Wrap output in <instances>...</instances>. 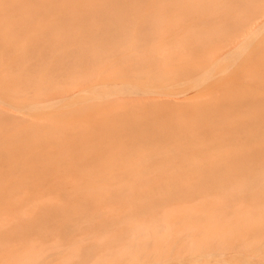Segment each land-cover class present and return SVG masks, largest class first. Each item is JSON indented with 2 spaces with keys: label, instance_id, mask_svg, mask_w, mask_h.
<instances>
[{
  "label": "bare ground",
  "instance_id": "6f19581e",
  "mask_svg": "<svg viewBox=\"0 0 264 264\" xmlns=\"http://www.w3.org/2000/svg\"><path fill=\"white\" fill-rule=\"evenodd\" d=\"M213 1L0 0V264H205L220 258H225V264H264V251L255 250V244L250 239L247 244L238 242V238L245 237V232L254 229L256 222L261 221L260 217L253 216L254 211L249 205L241 204L240 214L236 216L239 222L234 220L235 212L232 211L221 221L216 216L206 220L199 217L197 222H185L178 228V211H190V208L186 204L176 207L162 201L164 197H175L179 191L170 181L173 176L180 180L178 182H183L178 187L190 185L185 181L192 175L181 170L184 165L199 169L194 173L197 178L260 181L261 185L256 188L263 191L264 168L247 170L245 166L250 163L264 165V105L254 110L246 108V113L235 120L226 117L223 133L211 131L210 140L201 136L198 125H193L190 133H186V136H192L187 140L191 148L195 144L200 145L203 156L213 166L222 164L228 167L226 172L203 169L205 166L192 155H188V163H181L182 168L175 171L171 164H163L159 168L148 163L119 166L112 162L131 160L130 155L135 148L99 151L88 147L87 139L79 131L75 132L77 139H72L74 135L66 138L51 129L53 126H48L56 124L46 115L50 109L54 112L76 109L80 103L153 92L160 84L141 82L136 77L134 80L124 78V71L119 76H113L111 65L124 57V50L118 46L126 41L129 34L133 36L128 39L130 45H137L135 41L141 35L145 41L152 37L168 41L170 34L175 35L183 27L174 29L175 16L168 22L164 10L166 6L190 12L198 9V13L203 14L204 5ZM142 13V23H147L149 15L153 21L159 20L157 27L152 29L151 25L147 27L143 24L146 26L141 28V23L135 24L131 30V23L129 26L123 20H128L129 14ZM262 17L264 11L258 16L252 15L245 29L232 38L235 41L240 38L233 54L237 56L246 52L248 47L243 42L253 41V37L257 38L262 33L258 22ZM184 30L190 35L186 39L192 37L197 40L200 39L197 35L207 28L204 29L203 25ZM160 46V42L155 43L154 53L164 55L168 49L176 53L175 50L184 48V43L178 37L169 46ZM85 52H96L95 58L90 57V64ZM109 53H113L112 56ZM186 54L182 52L181 60ZM214 54L216 52L208 55V59H216ZM140 60L148 63L149 58L141 57ZM29 61H36L35 68L39 71L44 65L69 64L61 69V75L73 80L70 91L58 92L57 98L43 95V85L49 90L61 89L51 86L53 82H60V77H57L59 71H53L52 77H45L42 84L38 77L26 74L28 64H33ZM132 61L140 65L138 59ZM87 65L91 69L83 76L92 85L79 89L78 79L82 80L81 71ZM134 68L130 66L131 73ZM215 68L216 64L188 84L191 87L201 85L212 78ZM30 92L35 94L31 96ZM117 98L113 100L114 104ZM130 102L125 104L119 100L115 105L127 112L132 106H137L135 102ZM20 117L24 119L20 120ZM206 121L213 122L210 119ZM69 127L76 130L77 125ZM40 132L45 133L44 143L56 140L62 144V139H65V150L67 144L73 142L84 146L88 157L82 158L81 153L65 151L66 158H61L49 151L48 146L42 147L45 150L41 153L34 146L42 141L38 136ZM123 142H128V139ZM190 150L186 148L185 154ZM103 157L112 161L108 166L118 175L116 179L108 178V172L79 168L82 164L104 161ZM65 173L64 179H60ZM80 178H89L91 183L79 181ZM234 184L230 188L237 193L253 189L250 184ZM137 190L141 191V195H137ZM117 195L126 199L118 203L115 201ZM217 198L220 199L215 198L212 202L228 206L224 195ZM139 209L144 213L141 217L122 221L118 216L114 217L115 214L135 213ZM67 211L83 215L109 214V218L100 219V225L110 223L113 230L97 227L91 233H78L80 223L65 216ZM79 219L87 226L92 224L87 217ZM54 224L76 229L77 235L73 234L77 239L63 231L51 235L47 227ZM36 227H42L43 233H36Z\"/></svg>",
  "mask_w": 264,
  "mask_h": 264
},
{
  "label": "rangeland",
  "instance_id": "374dc122",
  "mask_svg": "<svg viewBox=\"0 0 264 264\" xmlns=\"http://www.w3.org/2000/svg\"><path fill=\"white\" fill-rule=\"evenodd\" d=\"M263 1L214 0L210 5H204L205 9L203 10L205 13L203 14L198 13V9L195 12H190L188 10L181 11L180 7L174 8L175 6H166L164 10L166 11V15H168V22H171L169 20L175 16V22L172 24L175 27L174 29L180 26L183 29L178 30L175 35L170 34V38L167 37L169 38L168 41L162 40V38L156 40L153 37L145 41L141 35V37H137L139 43L137 39L135 41L137 45L129 44L128 39L133 38L132 34H129L126 41H122L121 45L118 46L124 50V57L117 64L111 65L113 67L110 70L115 77L124 71L122 73L124 78L134 80V77H136L141 82L160 84L158 88L153 89L154 91L149 93L146 92L137 95L124 94L118 96V98L112 97L108 100L84 102L85 104L83 105L80 103L76 106V109H68L70 111L74 110L73 112H68L67 109H59L54 112L53 109H50L46 113L56 123L48 125L53 126L51 129L64 134L66 138L69 135H74L72 139H77L75 132L79 131L87 139L88 147L90 146L91 148L104 152L108 150L115 152L117 149L135 148V152L130 155L131 160L112 162L103 157L104 161L82 164L79 166L80 169H96L100 170V172H108V178L116 179L118 175L109 169L110 167L108 165L110 162L119 166L124 164L143 165L148 163V165L157 168L163 164H171L173 171L184 167L181 170L186 174L192 175V177H189L185 181V183L188 182L187 184L190 185L185 184L178 187L183 182H178L180 180L173 176L170 181L175 186V190L179 191L175 197H164L165 199L162 200L164 203H170L176 207H182V204H186L190 208V211H178L176 216L178 219L176 220L178 222L176 223L178 228L185 222H197L199 217L205 218L206 220L209 217L216 216L221 221L225 215L232 211L235 212V215H233L234 220L239 222L236 216L240 214L241 204L249 205L254 211L253 216L260 217L261 221L258 220L256 222L254 229L248 233L245 232V237L238 238V242L247 244L248 239H250L252 244H255L254 249H258L259 252L264 251V188L263 191L256 188L258 187L257 185H261L258 183L260 181L238 179L219 181V179L213 177L197 178L194 177V173L199 169L192 168L188 165L181 167L180 164L188 163L186 162L188 161V155H192L205 166L202 167L203 169H215L216 172H226L228 167L222 164L213 166L203 156L204 151L199 149L201 148L200 145L195 144L191 148L190 142H187V140L191 139L192 136H186V133H190L189 130L193 128V125H198L201 136L206 140H210L212 136L211 131L223 133L226 127V117L235 120L246 113V108L250 107L254 110L256 107L260 108L264 105V18L262 17L258 21L260 22L259 26L262 27V33L257 38L253 37V41H250L251 39L247 40L248 42L250 41L249 43L243 40L246 42H243L245 46L248 47L246 49L247 51L245 50L246 52H242L237 56L233 54L235 45L239 42L240 38L236 41L234 39L232 40L236 34L245 29L251 21L252 15L258 16L264 11ZM142 16L143 13L129 14V22L128 20H123L127 24L129 23V26L132 25L131 30H133L135 24L139 25L142 23ZM184 18L185 21H182ZM152 19L148 15L146 17L147 23H142L140 25L141 28L143 24H146L147 27L151 25V28L159 24V20L156 21L154 19L153 21ZM203 25L204 29L207 28V30L197 35L200 39L196 40L192 37L186 39L190 35H187L184 29L190 27L195 28L196 26L202 27ZM140 26H136V28L138 29ZM178 37L184 43V48L175 50L176 53L170 49L166 50L164 55L154 53L155 43L160 42V48H164L178 39ZM164 44L165 46H163ZM181 51L187 53L184 60H181ZM215 52L214 57L216 59H208V55ZM112 54L109 53L111 56ZM84 55L89 58L90 64V57L94 56L95 58L96 52H85ZM228 55L230 58L228 57L226 59L225 57ZM141 57L149 58L148 63L140 60ZM96 58L99 59L98 55ZM132 59H138V64L140 65H136ZM29 62L33 64L27 63L28 71L26 74L38 77L42 84L43 82L45 83V77H52L51 74L53 75V71H59L57 77H60V82L58 84L53 82L51 86L55 85V88L58 87L61 89L49 90L43 85V95L57 98L58 92L67 91L68 93L70 91L73 80H68L67 77H64V74L61 75V69L64 70L65 66L69 64L58 63L55 65L56 67L44 65L45 67H40L39 71L35 68L36 61ZM215 64L216 68L212 73V78H209L197 87H191V84H188L192 82L191 80L203 76V72L210 70L212 65ZM88 66L81 71L82 80L78 79V82H80L78 84L79 89L92 85L91 82L87 83L83 76L88 69H91ZM130 66L136 67L132 73L129 70ZM97 75H103V78L107 77L105 74ZM20 80H25V78H21ZM30 93L31 96L35 94V92ZM116 98L118 99L116 103L119 100L125 104L132 101L130 104L135 102L137 106H132L127 112L123 111L124 109L119 110L116 108V103L114 104L113 102ZM126 100L128 101L126 102ZM59 114L63 115L59 116ZM19 119L22 120L24 118L20 117ZM109 119L112 121H109ZM208 119L213 122L208 123L206 121ZM73 124L77 125L76 130L69 127V125ZM61 125L62 127H55ZM211 125H215V127L212 128ZM234 126L236 127V124ZM80 127L81 129H79ZM23 134L25 135L26 133L24 132ZM38 136L41 137L42 141L34 146L42 151L41 153L45 150L42 147L48 146L49 151L61 158H66L65 151H71L73 154L81 153L82 158L88 157V150L82 145L71 142L67 144L65 150L63 146H65L67 140L62 139V144L56 140L50 144H46L43 139L45 133L40 132ZM126 139H128V142L124 143L123 141ZM209 146L212 145L209 144ZM186 148L191 149L187 154L184 151ZM250 168L263 169L264 165H253L250 163L245 166L247 170H250ZM66 174H63L60 179H64ZM79 181H84L86 184L91 183L89 178H80ZM261 182L264 185V181ZM234 183L237 185L244 183L250 184L253 189L243 190L241 193H237L236 190L230 188L232 185H235ZM68 191L65 190V192ZM136 192L138 196L141 195L140 190ZM222 195L227 199L228 206L222 207L219 203L212 202V200H219L220 198L217 197H221ZM125 199L123 196L117 195L115 201L119 203ZM64 214L67 217H72L75 222L80 223L78 233H91L94 231L93 228L97 227L100 230H113L110 223L100 225L102 222L100 219L109 218V214L91 213L83 215L69 211ZM143 214L142 210L139 209L135 213L115 214L114 217L118 216L120 220H124L131 217H141ZM38 216L41 215L39 214ZM84 217L89 218L88 220H91L92 224L87 226L81 223L82 220L79 218ZM35 230L38 231L36 233L41 234L44 229L42 227H36ZM47 230L51 235L60 234V231L76 234V229L70 226L61 228L54 224L47 227ZM76 235L74 236L76 237ZM224 259L211 260L205 264H225L223 263Z\"/></svg>",
  "mask_w": 264,
  "mask_h": 264
}]
</instances>
